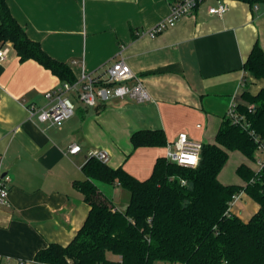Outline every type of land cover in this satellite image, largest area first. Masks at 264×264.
Masks as SVG:
<instances>
[{"label": "crops", "instance_id": "crops-1", "mask_svg": "<svg viewBox=\"0 0 264 264\" xmlns=\"http://www.w3.org/2000/svg\"><path fill=\"white\" fill-rule=\"evenodd\" d=\"M7 1L28 35L71 65L76 77L84 66L103 78L123 59L152 99L110 98L94 106L76 100L75 114L61 126L41 121L29 105L47 107L45 93L63 80L35 59L20 60L12 43L0 41V49L9 48L0 61V155L9 177L8 202L0 206V264H40L34 259L39 249L74 238L90 209L75 181L86 177L82 167L93 150H106L111 167L147 178L180 133L213 142L243 91L264 87V77L244 69L256 43L264 50V0H202L155 37L148 30L176 0ZM219 2L229 10L210 14ZM142 129H163L166 144L136 147L132 135ZM75 143L81 149L73 153ZM96 182L118 209L127 208V189ZM249 199L232 208L244 220L259 209Z\"/></svg>", "mask_w": 264, "mask_h": 264}, {"label": "trees", "instance_id": "trees-1", "mask_svg": "<svg viewBox=\"0 0 264 264\" xmlns=\"http://www.w3.org/2000/svg\"><path fill=\"white\" fill-rule=\"evenodd\" d=\"M0 41L12 43L20 60L35 59L63 81L73 82L77 78L71 65L51 56L28 35L7 0H0ZM244 69L257 78L264 77V50L259 43L253 46ZM236 112L239 122L224 116L214 141L203 142L197 167L181 166L160 156L151 175L142 179L122 166L113 168L90 156L82 167L86 177L75 181L90 205L84 224L68 244L51 242L39 249L35 261L264 264V167L257 170L242 162L236 169L243 180L241 184L220 179L231 151H239L255 161L260 145L264 144V87L256 93L244 90L242 100L236 103ZM132 142L136 147L164 145L166 135L163 129H142L133 133ZM96 180L119 183L127 189V208L118 209ZM241 191L259 205L249 220L231 210L233 196Z\"/></svg>", "mask_w": 264, "mask_h": 264}, {"label": "built area", "instance_id": "built-area-1", "mask_svg": "<svg viewBox=\"0 0 264 264\" xmlns=\"http://www.w3.org/2000/svg\"><path fill=\"white\" fill-rule=\"evenodd\" d=\"M201 0H176L172 4L170 14L159 21L155 26L148 30L151 37H155L165 29L173 26L183 16L191 14ZM229 10V5L225 2H219L217 5L209 7L210 14L222 16ZM8 47L0 49V61L7 57ZM76 63V61H74ZM136 78L133 84L129 80ZM73 94V95H71ZM48 100V106H38L35 103L29 105L31 115L37 114L41 121H50L61 126L65 120L71 118L76 111V100L88 106L97 105L99 102L107 101L110 98L129 97L138 102L151 100L152 96L145 86L142 78L132 71L129 64L123 59L117 60L107 68L105 77H97L87 72L83 66L82 73L77 76L73 82L62 81L57 87L45 93ZM227 115L231 116L234 122H239V116L236 112V104H232ZM166 152V157L181 166L197 167L200 163L203 142L191 138L186 132L178 135ZM81 146L73 144L70 151L78 152ZM260 152H264V144L259 147ZM90 156H95L105 162L109 159L106 150H93ZM4 156L0 155V206L8 202L9 197V177L3 173ZM260 170L264 167V157L257 156L255 160ZM244 191L236 193L232 198V205L241 198Z\"/></svg>", "mask_w": 264, "mask_h": 264}, {"label": "rangeland", "instance_id": "rangeland-1", "mask_svg": "<svg viewBox=\"0 0 264 264\" xmlns=\"http://www.w3.org/2000/svg\"><path fill=\"white\" fill-rule=\"evenodd\" d=\"M73 95V94H71ZM261 152L258 151L257 155H259ZM262 156V155H261ZM264 157V156H263ZM242 162H248L250 164H252L253 166L257 167L256 162L251 161L248 158H245L244 155L242 153H240L239 151H231L230 152V158L226 164V166L224 167V169L222 170V172L220 173V179L222 181H228V183H237V184H241L243 182V180L241 179V177L237 174L236 169L237 167L242 163ZM249 195L246 192H243V194L241 195V198L234 202L232 205V208L234 209V207H236V203L239 202H244V200L249 199ZM251 198V197H250ZM124 199V197H121V200ZM253 200V199H252ZM256 202V201H254ZM257 203V202H256ZM239 215V214H238ZM248 219V218H247ZM112 257L114 256L113 254H110ZM152 264H163L161 261H155Z\"/></svg>", "mask_w": 264, "mask_h": 264}]
</instances>
